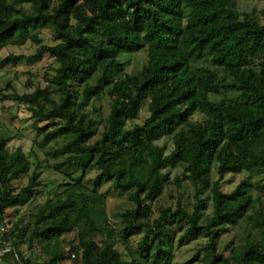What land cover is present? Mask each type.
<instances>
[{
	"label": "trees",
	"instance_id": "obj_1",
	"mask_svg": "<svg viewBox=\"0 0 264 264\" xmlns=\"http://www.w3.org/2000/svg\"><path fill=\"white\" fill-rule=\"evenodd\" d=\"M240 1L0 0V50L28 40L38 46L31 55L10 53L0 64L37 62L46 54L57 63L46 87L11 97L34 105L35 117L58 121L45 138L68 137L56 152L71 166L63 171L64 189L36 206L31 223L0 238L15 248L1 258L33 264L21 246L31 249L38 240L47 256L40 264L67 257L74 264H172L171 228L179 224L185 226L181 240L208 237L204 254L183 264H264V22L240 11ZM42 28L53 32L52 44L40 36ZM144 48L146 63L128 73L127 55ZM102 95L111 100L105 121L82 102ZM145 103L149 116L128 128ZM195 114L202 119L192 120ZM169 136L174 148L166 154L157 141ZM8 141L0 136V226L7 208L40 184L34 171L14 192L12 181L29 173L31 161L21 149L9 152ZM178 165L195 185L198 203L192 212L180 203L162 207L152 218L147 201L170 183L164 170ZM214 165L217 180H211ZM92 168L99 182H111L134 204L121 213L120 228L98 183H85ZM227 173L246 175L229 193L221 187ZM205 189L211 191L210 216L204 215ZM242 222L249 225L244 240L219 251L227 226ZM74 231L76 242L67 251L62 238ZM137 235L134 247L130 239Z\"/></svg>",
	"mask_w": 264,
	"mask_h": 264
},
{
	"label": "rangeland",
	"instance_id": "obj_2",
	"mask_svg": "<svg viewBox=\"0 0 264 264\" xmlns=\"http://www.w3.org/2000/svg\"><path fill=\"white\" fill-rule=\"evenodd\" d=\"M239 9L242 12L255 14L261 22H264V0L240 1ZM39 34L45 42L50 44L54 42L53 32L49 28L40 29ZM37 47L36 44L29 40L23 45L15 43L6 44L0 50V62L10 53L24 55L34 54ZM146 60V48L133 51L130 55H127L128 65L126 71L128 73H135L141 70ZM56 66L57 63L54 58L48 54L44 55V57L37 62L22 60L19 63L0 64V136L9 137V141L6 144L9 152L21 149L31 161L29 173L23 174L12 181L14 192H19L22 187L28 184L29 176L34 171L40 173V184L35 186L34 192L28 196L23 203L7 208L3 222L8 231L15 225H17V227H25L31 223V216L36 210V206L44 203L48 198L54 197L56 193L61 192L64 189V183L68 181V178L63 172L69 171L71 167L69 162L66 161L67 155L56 152L57 149L68 140V137L62 136L49 141L45 138L48 131L55 129L58 121L35 117L31 110H29V107L34 105L20 103L11 97L13 93L22 95L25 93H32L37 87H46L48 84L47 78L49 79L53 76ZM59 97V93L53 95V98L56 100H58ZM82 102L85 109H87L92 116L105 121L110 112L111 102L107 95H102L98 98L89 97L82 100ZM47 107H49V104H47ZM254 110H256L255 107ZM148 116V105L145 103L140 111L139 117L135 120L128 121L127 127L130 128L134 126L135 123H143ZM201 119L202 116L200 114H195L192 117V120ZM99 128L101 129V126H99ZM157 144L165 148L166 154L170 153L174 148L173 138L170 136L160 139L157 141ZM59 165L61 166L56 169ZM183 170L184 167L182 165H178L175 168L168 167L164 170L165 172H169L170 183L166 185L163 193L154 202L150 200L147 201V203L151 204L153 209L152 218L159 215L162 207H172L176 209L179 203L186 207L188 211H193L194 206L198 203L196 187L191 181L182 178ZM98 174L99 172L96 168L90 169L85 178V183L90 187L93 183H98V191L108 196L106 208L111 217V221L120 228L121 213L132 208L134 204L129 201L126 192L116 190L111 182H99ZM79 175L80 172L73 173V176L78 177ZM176 178H179V183L176 182ZM244 178H246L245 174L227 173L224 178L221 179L222 190L227 193L233 191ZM217 179H219V175L217 167L214 165L211 172V180ZM255 193L256 195L259 194L257 191ZM201 197L204 198L208 204L204 215H212L213 203L210 189H205ZM247 226L249 227L245 222L239 225H228L227 230L224 231L219 240L218 250L222 251L226 248V245L232 246L243 241L245 234L244 228ZM184 227V225L174 224L171 228V234L173 235L175 243L172 264H183L197 255L201 257L204 254V247L208 243V237L206 236H200L192 240H181L185 232ZM76 236V231L63 236L62 245L67 251H69L71 245L76 242ZM139 238L140 235L131 237V245L135 247ZM2 243L4 244L5 242L0 239V249L4 248L6 245H10V242L4 245ZM118 248L123 253H126L123 245H118ZM21 249L23 256L29 257L33 264H40L47 259V256L42 251V245L38 240L33 243L31 249L28 248L26 242L23 243ZM12 250L14 251L15 248L12 247ZM229 252L230 250L227 253ZM18 257L17 255V260H19ZM8 264L21 263H15L13 261ZM60 264H74V260L67 257Z\"/></svg>",
	"mask_w": 264,
	"mask_h": 264
},
{
	"label": "built area",
	"instance_id": "obj_3",
	"mask_svg": "<svg viewBox=\"0 0 264 264\" xmlns=\"http://www.w3.org/2000/svg\"><path fill=\"white\" fill-rule=\"evenodd\" d=\"M7 232H8V229L5 225L0 226V238ZM10 250H12V248L9 246L0 249V257Z\"/></svg>",
	"mask_w": 264,
	"mask_h": 264
},
{
	"label": "crops",
	"instance_id": "obj_4",
	"mask_svg": "<svg viewBox=\"0 0 264 264\" xmlns=\"http://www.w3.org/2000/svg\"><path fill=\"white\" fill-rule=\"evenodd\" d=\"M8 263H9L8 261H6V260L0 258V264H8Z\"/></svg>",
	"mask_w": 264,
	"mask_h": 264
},
{
	"label": "water",
	"instance_id": "obj_5",
	"mask_svg": "<svg viewBox=\"0 0 264 264\" xmlns=\"http://www.w3.org/2000/svg\"><path fill=\"white\" fill-rule=\"evenodd\" d=\"M15 251V250H14Z\"/></svg>",
	"mask_w": 264,
	"mask_h": 264
}]
</instances>
